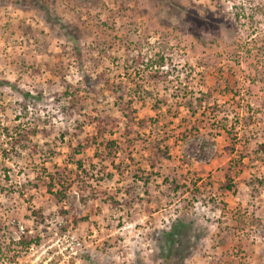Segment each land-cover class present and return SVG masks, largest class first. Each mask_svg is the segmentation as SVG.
Masks as SVG:
<instances>
[{
    "label": "rangeland",
    "instance_id": "374dc122",
    "mask_svg": "<svg viewBox=\"0 0 264 264\" xmlns=\"http://www.w3.org/2000/svg\"><path fill=\"white\" fill-rule=\"evenodd\" d=\"M0 264H264V0H0Z\"/></svg>",
    "mask_w": 264,
    "mask_h": 264
},
{
    "label": "trees",
    "instance_id": "16d2710c",
    "mask_svg": "<svg viewBox=\"0 0 264 264\" xmlns=\"http://www.w3.org/2000/svg\"><path fill=\"white\" fill-rule=\"evenodd\" d=\"M40 8H43L44 10L46 9V7L44 5H40ZM228 181L225 183V188L228 190H231L233 188V183H232V179L230 178V176L228 175ZM180 229L173 227L169 232H168V239L166 245H168L169 248V254H173L174 253V249L176 248V245L178 244V242H181V237L180 236ZM24 245H28L30 244L29 240L23 239L21 241ZM179 246V245H178Z\"/></svg>",
    "mask_w": 264,
    "mask_h": 264
}]
</instances>
